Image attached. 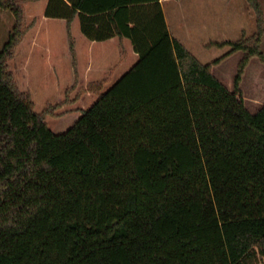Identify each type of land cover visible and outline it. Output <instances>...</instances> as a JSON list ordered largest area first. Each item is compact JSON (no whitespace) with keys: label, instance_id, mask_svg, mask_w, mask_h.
<instances>
[{"label":"trees","instance_id":"16d2710c","mask_svg":"<svg viewBox=\"0 0 264 264\" xmlns=\"http://www.w3.org/2000/svg\"><path fill=\"white\" fill-rule=\"evenodd\" d=\"M256 30L223 55L244 53L232 90L171 37L159 0H47L90 41L123 40L135 63L73 98L36 111L8 61L29 24L24 0H0L13 25L0 49V264H264V104L246 109L239 84L264 63ZM221 58L212 63L216 64ZM76 72V71H75ZM96 96L63 133L47 115Z\"/></svg>","mask_w":264,"mask_h":264},{"label":"rangeland","instance_id":"374dc122","mask_svg":"<svg viewBox=\"0 0 264 264\" xmlns=\"http://www.w3.org/2000/svg\"><path fill=\"white\" fill-rule=\"evenodd\" d=\"M45 3H47L46 0H30L29 2L24 0L25 23L29 26L16 49L15 56L8 61L16 84L20 90L29 92L36 111H42L47 107L73 98L79 88L87 85L86 83L106 77L110 69L116 66L118 60L115 39L110 40L109 44H101L98 47L93 45L92 49L88 51L87 42L83 40L85 39L84 35L80 31L78 23H75L72 33L76 40L74 44L76 66H74L72 56L69 54L64 21H62L63 19L45 17ZM174 5L175 2L164 4L168 18L172 15L171 10ZM173 20L176 21V25L170 22L173 35L180 32V38L185 40L184 43L188 51L200 63H211L230 49L229 46L227 47L229 49L202 46L209 42L197 32L198 28L200 30L204 28L203 25L191 26L186 30V33L184 27L178 25L179 16L173 17ZM12 25L11 13L0 8V49L6 41ZM221 37L213 36V39H221ZM241 37L242 35L235 36L233 41ZM127 45L130 47L129 42ZM136 59V55L133 59L130 53L126 62L112 71L111 82L105 85V89L125 73ZM238 61H240L239 57L234 55L222 65L213 67L212 74L228 90H232ZM244 70L239 84L241 97L246 109L254 113L264 104V64L255 58L254 61L246 65ZM79 96L73 104L61 106L53 111L54 115L46 116L47 125L53 133H63L79 117L76 113H67L69 110L86 109L96 99V96L91 93H82Z\"/></svg>","mask_w":264,"mask_h":264},{"label":"crops","instance_id":"0c3cea01","mask_svg":"<svg viewBox=\"0 0 264 264\" xmlns=\"http://www.w3.org/2000/svg\"><path fill=\"white\" fill-rule=\"evenodd\" d=\"M29 1L30 0H26V2H29ZM255 1L259 4L261 25L264 28V0H255ZM159 2L161 4L163 16H164V19L167 24L171 37L178 40L186 49L187 47L184 43L185 40L180 38L181 36L180 32L176 33V35H173L171 31L170 22H172L173 25H176L175 24L176 21L174 22L173 17H176L177 15L180 18L178 25L183 26L185 29L184 32L186 33H187L186 30L188 28L190 29L191 26H197V25L204 26L202 30L198 28L197 32H199V34H202L205 40L206 41L209 40V42L204 43L202 46H217V45H214V43H222V42H227V41L233 42L235 36H238V35L249 36L252 33H254L256 30V14H255V11L249 5L247 0H159ZM167 2H175V5L172 6V10H171L172 15L169 18L167 16V12L164 6V4ZM59 20H62V19H59ZM63 23H64L63 25L65 26V21ZM75 23L76 24L78 23L79 25V22L76 18L71 22V34L73 33V26L75 25ZM188 34L190 35L189 32ZM213 36L215 38L219 36H222V37L221 39L219 38L213 39ZM84 38L86 40L83 38L82 39L87 42L86 47L88 51L92 49L93 45H97L98 47L101 44L102 45L106 43L109 44L110 40H113V39H115V42H116L115 45H116V50H117V39L115 37L110 38L105 41H100V42L90 41L85 36ZM216 40H220V41H216ZM75 43H76V40H75ZM127 43L128 41L124 39L123 44H124L126 54H127L126 60L130 53L132 54V57L134 59V56L136 54L132 51L131 45L129 47ZM217 47L227 48L228 46L225 45V46H217ZM263 47H264V32H263V35L261 37V42H260V49H262V51L264 52ZM223 55L219 57L221 59L220 61H218V63L213 64L212 62L214 60L211 63H207V64H211L212 72L214 69L213 67L222 65L228 58L234 55L238 56L239 60H241L244 53L242 51H236L226 57H223ZM255 58L256 57L250 58L248 63L254 61ZM126 60L123 63H125Z\"/></svg>","mask_w":264,"mask_h":264}]
</instances>
